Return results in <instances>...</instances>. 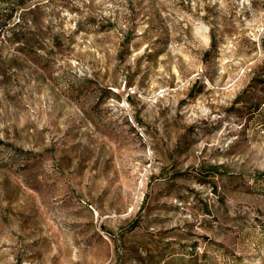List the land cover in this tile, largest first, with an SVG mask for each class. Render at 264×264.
Instances as JSON below:
<instances>
[{
  "label": "rangeland",
  "instance_id": "1",
  "mask_svg": "<svg viewBox=\"0 0 264 264\" xmlns=\"http://www.w3.org/2000/svg\"><path fill=\"white\" fill-rule=\"evenodd\" d=\"M0 264H264V0H0Z\"/></svg>",
  "mask_w": 264,
  "mask_h": 264
},
{
  "label": "trees",
  "instance_id": "2",
  "mask_svg": "<svg viewBox=\"0 0 264 264\" xmlns=\"http://www.w3.org/2000/svg\"><path fill=\"white\" fill-rule=\"evenodd\" d=\"M1 28H2V22L0 23V29H1ZM263 104H264V103H263ZM263 107H264V105H263V106L258 105L257 107L251 109L249 114H251V115H253V114H258V115H260V116H263V115H262V114H263V112H262ZM262 122H263L262 124L264 125V121H262ZM207 256H208V252H207V251H204L199 257H196V258L190 259V260L188 261V264H200V263H199V260H200L201 258L207 259Z\"/></svg>",
  "mask_w": 264,
  "mask_h": 264
}]
</instances>
